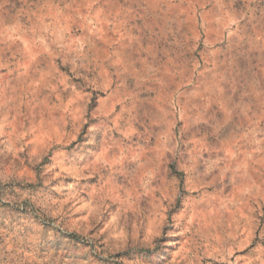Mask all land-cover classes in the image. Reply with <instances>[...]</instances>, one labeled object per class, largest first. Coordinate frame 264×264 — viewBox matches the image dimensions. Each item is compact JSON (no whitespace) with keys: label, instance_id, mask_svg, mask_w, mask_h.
<instances>
[{"label":"rangeland","instance_id":"rangeland-1","mask_svg":"<svg viewBox=\"0 0 264 264\" xmlns=\"http://www.w3.org/2000/svg\"><path fill=\"white\" fill-rule=\"evenodd\" d=\"M0 264H264V0H0Z\"/></svg>","mask_w":264,"mask_h":264}]
</instances>
